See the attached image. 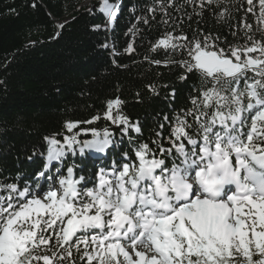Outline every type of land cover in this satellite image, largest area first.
I'll use <instances>...</instances> for the list:
<instances>
[{"label":"snow or ice","instance_id":"snow-or-ice-1","mask_svg":"<svg viewBox=\"0 0 264 264\" xmlns=\"http://www.w3.org/2000/svg\"><path fill=\"white\" fill-rule=\"evenodd\" d=\"M119 9L102 0L105 29ZM157 12L165 32L149 51L162 49L163 60L149 62L175 69L180 82L195 78L188 104L143 141L139 123L113 114L122 101L109 100L103 118L130 150L94 173L91 187L68 154L106 155L123 139L107 128L83 141L45 136L31 183H0V264H264V0H153L126 35ZM206 15L233 39L201 28Z\"/></svg>","mask_w":264,"mask_h":264},{"label":"trees","instance_id":"trees-1","mask_svg":"<svg viewBox=\"0 0 264 264\" xmlns=\"http://www.w3.org/2000/svg\"><path fill=\"white\" fill-rule=\"evenodd\" d=\"M110 2L120 9L115 22L105 29L102 0H0V183L15 182L21 187L31 183L43 162L41 153L46 154L45 136L59 133L55 138L63 142L65 135L76 133L83 141L92 139L93 131L102 135L107 128L116 142L123 139V143L106 155L87 150L81 155L77 150L67 156L75 176H86L91 187L97 179L94 173L110 168L122 152L130 150L119 126L103 118L109 100L122 101L113 114L119 112L139 123L143 141L150 140L158 119L163 121L164 115H174L173 108L188 104L195 78L180 82L175 69L149 62L163 60L162 49L159 55L149 51L150 44L165 32L159 23L162 14L157 12L151 26L139 23L134 37L126 35L137 25L136 17L147 15L153 0ZM172 15L178 14L172 11ZM200 27L233 39L228 28L217 26L210 15ZM184 29L191 35L186 18ZM129 43L134 46L131 53L125 52ZM149 85L159 95L149 91ZM97 115L101 118L84 123ZM67 122L77 127L68 132Z\"/></svg>","mask_w":264,"mask_h":264},{"label":"rangeland","instance_id":"rangeland-1","mask_svg":"<svg viewBox=\"0 0 264 264\" xmlns=\"http://www.w3.org/2000/svg\"><path fill=\"white\" fill-rule=\"evenodd\" d=\"M87 152L90 153V154H92V155H97V154H95V153L90 152L89 150H87Z\"/></svg>","mask_w":264,"mask_h":264}]
</instances>
